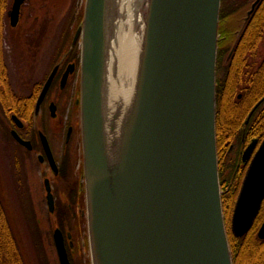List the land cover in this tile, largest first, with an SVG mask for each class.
Segmentation results:
<instances>
[{
    "label": "water",
    "instance_id": "1",
    "mask_svg": "<svg viewBox=\"0 0 264 264\" xmlns=\"http://www.w3.org/2000/svg\"><path fill=\"white\" fill-rule=\"evenodd\" d=\"M116 2L84 0L71 43L80 46L78 108L90 264H233L216 153L221 0L135 1L140 26L131 87L112 97L107 85ZM22 3L15 0L11 7L12 27ZM39 136L53 163L46 137ZM256 151L230 218L236 238L250 231L264 200V139ZM261 223L257 237L264 240ZM52 233L58 264H71L63 234L57 228Z\"/></svg>",
    "mask_w": 264,
    "mask_h": 264
},
{
    "label": "flooded vegetation",
    "instance_id": "2",
    "mask_svg": "<svg viewBox=\"0 0 264 264\" xmlns=\"http://www.w3.org/2000/svg\"><path fill=\"white\" fill-rule=\"evenodd\" d=\"M14 1L0 0V43L4 40V28L11 27L10 13ZM217 29L215 122L216 153L222 189L227 172L225 164L235 162L239 179L237 183L240 186L245 171L264 139V0H221ZM58 56L59 59L49 64L51 67L42 78V83H38L26 95L31 99L30 104H33L30 111L25 108V103L2 96L6 98L0 99V132L7 135L10 143L22 151V156H10V163L15 167L11 173V181L14 178L18 181V186L24 185L31 197L39 195L43 213L55 223L53 226L50 224L52 232L56 228L61 231L71 260V257H84L87 252L78 108L80 57L78 55L73 58L70 51ZM0 64L5 66L2 61ZM69 66L73 71L71 69L68 72L62 84L63 75ZM53 67L57 68V72L47 88L39 112L35 114L37 99ZM36 89L35 99H32ZM1 90H4L2 86ZM51 105L54 107L53 114L50 111ZM46 116L49 118L51 140L37 125L38 120ZM12 132L28 144L17 142ZM39 133L46 137L53 163L49 161ZM37 183L41 187L40 192ZM31 184L35 186L34 189H31ZM48 190L53 198L52 210L48 205ZM227 190H222V193ZM3 193V190L0 191V207L5 210L7 196ZM64 206L68 209L67 217L74 218L71 226L64 224L65 218L61 215L65 214V210L58 215V211Z\"/></svg>",
    "mask_w": 264,
    "mask_h": 264
},
{
    "label": "rangeland",
    "instance_id": "3",
    "mask_svg": "<svg viewBox=\"0 0 264 264\" xmlns=\"http://www.w3.org/2000/svg\"><path fill=\"white\" fill-rule=\"evenodd\" d=\"M82 5L83 0H25L21 17H19V24L15 28L5 27L4 40L0 43V60L6 67L9 89L15 94L26 96L34 86L42 83V78L51 67L49 64L53 60L59 59L58 52L62 43V36L67 31L72 9L75 7V11L79 12ZM74 28L75 24L68 27L69 37L73 34ZM3 98L6 97L0 99ZM48 119L47 116L40 118L37 125L40 131L51 140ZM11 155L22 156V151L10 143L7 135L1 133L0 191L3 190V194L7 196L6 202H4L5 212L9 217L10 225L22 250L24 260L26 264H57V256L51 244L50 233L51 225L53 226L55 223H52V218H46L45 213H43V205L40 203L38 194L31 197L25 191L24 185L19 187L18 181L14 178L11 181V173L15 169L10 163L12 162ZM21 187L22 190L19 191ZM37 187L38 192H40L41 187L38 183ZM34 188L35 186L31 184V189ZM22 199L23 204H21ZM29 206H31L36 217L38 216L36 220L38 219L40 228L36 226V234H40L42 242L45 258V261L42 260V262L38 257L39 252L34 245L35 242L31 234L33 229L30 224L33 221L30 216L26 215L30 211ZM24 208L28 209L25 211ZM87 257L88 253L86 252L83 257L84 264H89L87 262L89 257Z\"/></svg>",
    "mask_w": 264,
    "mask_h": 264
},
{
    "label": "trees",
    "instance_id": "4",
    "mask_svg": "<svg viewBox=\"0 0 264 264\" xmlns=\"http://www.w3.org/2000/svg\"><path fill=\"white\" fill-rule=\"evenodd\" d=\"M82 14H83V5L79 12L75 11V7L72 9L71 16L69 18V22L67 24V31L64 32V35L62 36V43L60 44L59 49V55L61 56L62 53L66 51H70L73 58H77L79 55V48L77 44L71 48V41H72V35L74 34L76 28L81 25L82 21ZM75 24V28L73 30V34L69 37V31L68 27L70 25ZM71 48V50H70ZM1 59V57H0ZM1 61V60H0ZM8 77L6 68L3 64H0V86L4 90L0 91L1 97L2 96H9L13 99H16V101L25 103V108L27 111H30L33 107V104H30V100L26 96H20L15 94L12 90H10L8 86ZM4 85V86H3ZM36 91L33 93V98L35 99ZM9 136V134H8ZM225 169H227L226 175H225V186L222 187V190L228 189L226 192L222 193V206H223V213L224 218L226 222V229H227V235L229 238V245L231 248L232 253V260L233 264H264V240H260L257 237V233L259 230V227L261 226V222L264 220V201L262 203L261 209L258 212V216L250 229L248 233H246L241 238H236L232 233L230 229V218L232 214L233 205L237 196L238 187V177L237 173L235 171V162H227L225 164ZM20 187V186H19ZM22 190V187L19 189V191ZM26 191V190H25ZM22 194H24L21 191ZM23 204V199L22 203ZM24 207V205H23ZM30 211H28L27 216H30L33 223L30 224L32 230V236L34 239V242L38 249V257H40L41 262L42 260L45 261L44 254H43V248H42V242L40 238V234H36V228H40L39 222L36 220V215L32 212L31 206L28 207ZM28 208H24L26 211ZM65 210V211H64ZM58 211V210H57ZM64 211L65 214L61 215ZM67 206H64L58 211V215L64 216V224L66 223L68 226L72 225L73 216H68ZM35 219V221H34ZM58 225V224H57ZM37 226V227H36ZM60 226V225H58ZM53 228L51 227L52 232ZM35 231V232H34ZM34 233V234H33ZM38 237H37V236ZM52 244V239H51ZM53 245V244H52ZM36 249V251H37ZM71 264H84L83 261V255H80L78 258L71 257ZM88 262V260H87ZM89 263V262H88ZM0 264H26L24 257L22 255V250L18 244L17 238L14 234L13 228L10 225L9 217L5 210H2L0 207Z\"/></svg>",
    "mask_w": 264,
    "mask_h": 264
},
{
    "label": "bare ground",
    "instance_id": "5",
    "mask_svg": "<svg viewBox=\"0 0 264 264\" xmlns=\"http://www.w3.org/2000/svg\"><path fill=\"white\" fill-rule=\"evenodd\" d=\"M135 1L137 0H117L116 2L117 17L109 54V84L107 85L112 97L118 89L128 94L131 87L129 84L132 81L138 47L137 28L140 26V11ZM112 72L116 73L115 77H112Z\"/></svg>",
    "mask_w": 264,
    "mask_h": 264
}]
</instances>
